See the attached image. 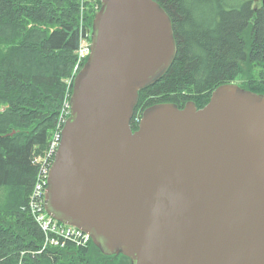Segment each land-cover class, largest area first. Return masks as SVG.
<instances>
[{"label":"water","instance_id":"1","mask_svg":"<svg viewBox=\"0 0 264 264\" xmlns=\"http://www.w3.org/2000/svg\"><path fill=\"white\" fill-rule=\"evenodd\" d=\"M48 172L44 209L130 264H264V94L146 107L177 53L156 0H100ZM264 5V0H263Z\"/></svg>","mask_w":264,"mask_h":264},{"label":"trees","instance_id":"2","mask_svg":"<svg viewBox=\"0 0 264 264\" xmlns=\"http://www.w3.org/2000/svg\"><path fill=\"white\" fill-rule=\"evenodd\" d=\"M156 1L172 20L177 53L163 76L139 91L133 130L146 107L193 101L200 108L215 87L237 76L238 85L264 94L263 0ZM92 12L81 0H0V192L8 198L0 209V264H100L115 256L130 264L93 243L33 254L42 233L21 207L37 172L33 158L45 152L71 92Z\"/></svg>","mask_w":264,"mask_h":264},{"label":"built area","instance_id":"3","mask_svg":"<svg viewBox=\"0 0 264 264\" xmlns=\"http://www.w3.org/2000/svg\"><path fill=\"white\" fill-rule=\"evenodd\" d=\"M98 8V0H92ZM78 57L84 59L89 53V43L85 36L80 40L78 47ZM60 139V133L56 132L41 156L33 158V163L37 164V172L34 177L32 192L26 205L27 211L43 235V245L41 250H46L48 246L64 247L68 244L80 248H87L90 245L91 238L81 230L58 222L47 215L44 210V189L46 186L49 167L53 160Z\"/></svg>","mask_w":264,"mask_h":264},{"label":"rangeland","instance_id":"4","mask_svg":"<svg viewBox=\"0 0 264 264\" xmlns=\"http://www.w3.org/2000/svg\"><path fill=\"white\" fill-rule=\"evenodd\" d=\"M95 6H96V3H93L92 6L90 3H82V8H84V7H90V8L92 7L93 8ZM79 20H80V16H79ZM80 63H81V59L77 56L75 66L72 70L73 71L72 75H75L77 73V71L81 68L82 65L78 67V65ZM239 78L240 77L237 76L234 79V81H236V84L240 83ZM68 110H69V108H68L67 100H66V102L60 108L59 117H58V127L52 132L51 137L56 133V131L60 130L59 127L61 126L62 121H64V119L68 116ZM30 191H32V189ZM30 193H29V195H30ZM7 202H8V198L5 196L4 192H0V209L4 208L7 204ZM27 203H28V199H27ZM21 207H24V206H21ZM42 242H43V237H42ZM121 258L122 257L115 256L113 258H110L109 260H99V263L100 264H119V262L121 263L123 261L125 264H128L127 261L121 260Z\"/></svg>","mask_w":264,"mask_h":264}]
</instances>
